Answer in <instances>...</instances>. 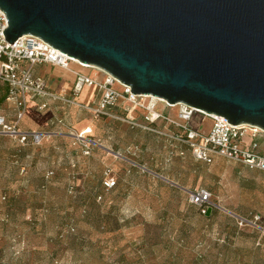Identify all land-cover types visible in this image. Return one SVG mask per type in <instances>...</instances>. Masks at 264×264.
Here are the masks:
<instances>
[{"label":"rangeland","instance_id":"1","mask_svg":"<svg viewBox=\"0 0 264 264\" xmlns=\"http://www.w3.org/2000/svg\"><path fill=\"white\" fill-rule=\"evenodd\" d=\"M69 71L108 78L76 63ZM102 94L83 87L79 102L90 109L31 110L21 129L47 132L41 144L0 136V264H264V173L224 159L207 165L186 149L172 155L143 129L151 123L140 107L122 99L102 112ZM7 95L0 81V115L12 119ZM201 189L212 194L208 207L191 203Z\"/></svg>","mask_w":264,"mask_h":264},{"label":"water","instance_id":"2","mask_svg":"<svg viewBox=\"0 0 264 264\" xmlns=\"http://www.w3.org/2000/svg\"><path fill=\"white\" fill-rule=\"evenodd\" d=\"M0 9L10 44L39 37L135 95L264 130V0H0Z\"/></svg>","mask_w":264,"mask_h":264},{"label":"built area","instance_id":"3","mask_svg":"<svg viewBox=\"0 0 264 264\" xmlns=\"http://www.w3.org/2000/svg\"><path fill=\"white\" fill-rule=\"evenodd\" d=\"M8 26V18L0 9V81L7 86L6 100L14 107L13 120L8 115H0V136L11 135L18 137L22 142L30 140L33 144H41L47 137V132H29L21 129L29 102L34 101L39 112H45L59 103L67 107L90 109V106L80 104L76 98L83 87L97 86L103 93L100 111L116 106L122 99L140 107L151 123L143 125V129L169 142L170 146L175 148L172 155L184 156L186 149L196 161L207 165L214 164L217 159H224L264 173V130L247 124L233 125L222 116L208 114L183 103L173 106L154 96L146 98L149 95H135L129 86L109 74L105 82L97 83L75 73L77 81L71 90L54 91L46 78L37 74V67L52 65L69 70L73 63L72 58L32 35L24 36L10 44L4 34ZM116 85L118 89L115 88ZM160 104L164 105L162 111L157 110ZM174 108H177L178 120L171 117ZM195 117L200 121L198 129L192 125ZM157 121L177 125L179 131L161 130L154 125ZM208 121L210 128L204 129V124ZM104 185L107 190H111L116 182L107 178ZM191 203L208 207L212 204V194L206 189H201L191 195Z\"/></svg>","mask_w":264,"mask_h":264},{"label":"crops","instance_id":"4","mask_svg":"<svg viewBox=\"0 0 264 264\" xmlns=\"http://www.w3.org/2000/svg\"><path fill=\"white\" fill-rule=\"evenodd\" d=\"M36 72H37V74L44 76L46 78V80L48 81L49 85L51 86V89L54 90V91H57V92H60L61 90H64V89L65 90H71L73 87L72 88H70V87L74 86L76 81H77V77H76L75 73L70 72V71L69 72H65L64 69L59 68V67H55V66H52V65L39 66V67H37ZM79 96L76 98V100L78 102H79V99H80ZM89 97L90 96L88 94V97L86 96V99L87 98L89 99ZM82 101L85 103V100H82ZM35 107H36V103L34 101H30L29 102V107H28V112H27L24 120L27 119V117L30 114L31 110H33ZM144 116H146L145 112H144ZM9 118H11V116H9ZM11 120H13V118ZM161 123H163V122H161ZM204 126H205V124H204ZM209 128H210V125H209Z\"/></svg>","mask_w":264,"mask_h":264},{"label":"bare ground","instance_id":"5","mask_svg":"<svg viewBox=\"0 0 264 264\" xmlns=\"http://www.w3.org/2000/svg\"><path fill=\"white\" fill-rule=\"evenodd\" d=\"M72 62H73V63H76V64H78V65H80V66L83 67V68L97 69V70H99V71H102L101 69H99V68H97V67H94V66H91V65L82 64L81 62H79V61H77L76 59H73V58H72ZM145 97H146V96H145ZM149 97H150V96H147L146 98H149ZM155 98H157V97H155ZM86 132L88 133V132H90V130H87Z\"/></svg>","mask_w":264,"mask_h":264}]
</instances>
